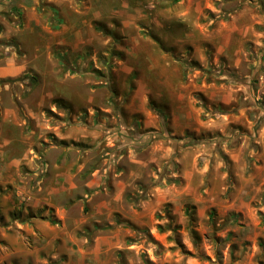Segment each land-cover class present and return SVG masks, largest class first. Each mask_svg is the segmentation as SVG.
Segmentation results:
<instances>
[{"label":"rangeland","instance_id":"obj_1","mask_svg":"<svg viewBox=\"0 0 264 264\" xmlns=\"http://www.w3.org/2000/svg\"><path fill=\"white\" fill-rule=\"evenodd\" d=\"M217 13L223 20L235 13L237 36L243 27L249 38L239 66L197 61L202 69H189L237 89L228 104L235 106V123L187 130L170 153L167 121L155 133L161 141L150 162L151 151H141L117 116L135 83L109 69L125 56L119 29L110 30L114 37L104 34L111 37L107 45L85 48L81 60L72 56L69 64L79 73L65 68L60 46L49 48V59L38 33L8 56L0 39V62L6 56L26 63L0 78V173L6 177L9 163L18 161L14 207L3 195L13 188H0V264H264V0H213L205 15ZM186 51L178 56L186 59ZM91 91L96 110L84 107ZM201 93L193 91L201 118L227 122L226 106ZM75 103L84 106L78 111ZM98 171H109L110 180L87 184ZM119 173L130 182L121 196L112 183Z\"/></svg>","mask_w":264,"mask_h":264},{"label":"crops","instance_id":"obj_2","mask_svg":"<svg viewBox=\"0 0 264 264\" xmlns=\"http://www.w3.org/2000/svg\"><path fill=\"white\" fill-rule=\"evenodd\" d=\"M212 1L0 0V39L6 40V45H10L12 49H15L17 44L22 48L27 43H34L29 36L38 33L40 39L44 41L49 59L51 57L49 48L60 46L69 62L73 61L72 56L81 60L79 56L85 48L90 49L97 44L105 46L110 42L111 37H106L97 28L98 23L107 24L109 30L119 29L127 48L124 58L117 61L119 64L117 66L113 64L112 71L117 74V79L123 77L127 82L132 77L135 78L133 79L135 83L126 100H123L121 106L117 105L119 110L117 116L138 139L141 151H151L147 161L150 162L155 158L154 153L161 141L154 137L155 133L165 130L167 121L173 131V134L171 133L173 137L169 135L170 141H173L169 143L170 153L175 150L174 142L187 130L201 132L216 127L223 128L228 122L235 123V106L229 108L228 104H233L236 100L237 89L233 85L208 83L200 70L194 71L192 75L189 68L186 70L184 59L180 58L183 54L180 53L178 56L179 50H187L185 58L198 61L203 66L219 61L232 69L239 66L245 52V43L249 38L245 36L243 27L238 30L237 36L235 13L228 20L217 19L218 13L215 18H207L205 15L207 4ZM214 11L218 12L216 7ZM12 23H17L18 28L11 25ZM243 26L247 27V31L250 30L249 22ZM236 38L239 40H235ZM6 53L8 56L10 51ZM1 61L3 62H0V78L16 75L26 67L25 61L17 62L14 57L5 56ZM8 69L14 73L7 74ZM195 90H200L202 96L210 103L225 105L226 113L223 117L227 122L217 120L218 118L212 121L203 120L201 118L203 108L198 105L193 94ZM150 100L160 104L158 110L163 115L149 105ZM95 103V95L91 91L84 103L85 106L75 103L77 106L73 105V108L79 111L84 106L96 110ZM114 107L116 108V105ZM101 109L111 111L109 107L101 106ZM79 114H75V117L78 118V123H82L83 121H79ZM82 124L85 125V122ZM100 127L107 130L106 126H98ZM95 132L98 136L104 135L102 130ZM165 133L170 134L167 130ZM9 143L10 141L6 140L3 145ZM17 165L18 161L14 159L9 163L12 172L6 177L0 173V188L6 186L13 188L11 192L9 189V192L3 194L8 207L9 201L12 207L15 204L12 193L15 192L17 185V169L14 172ZM115 175L113 187L121 196L130 182L120 179L118 176L121 173ZM109 180V171L103 174L98 171L90 176L87 184H99L100 181L105 183ZM16 192H20L19 189ZM120 196L117 198L120 199ZM4 211L10 212L9 208H4Z\"/></svg>","mask_w":264,"mask_h":264},{"label":"trees","instance_id":"obj_3","mask_svg":"<svg viewBox=\"0 0 264 264\" xmlns=\"http://www.w3.org/2000/svg\"><path fill=\"white\" fill-rule=\"evenodd\" d=\"M98 27V29L101 31V32H103L105 35H108V36H110L111 34H112V37H114V34H113V32L112 31H110V30H107V29H105L104 27L102 28L100 25H98L97 26ZM110 34V35H109ZM116 38V37H115ZM163 48H165L166 50H170L169 48H166L165 46H163ZM120 54H122V53H120ZM119 54V55H120ZM104 62H105V59L103 58L102 59ZM62 61H63V63H64V65H65V68L67 69V70H71L72 72H79V69H76V68H74V67H71L70 66V64H69V62L65 59V57H62ZM108 63V62H107ZM183 63H184V65H185V68H186V70L190 67V66H192V67H199V68H201L202 66L197 62V61H195V60H193V59H191V60H188V59H184L183 60ZM111 64L112 63H109V69H110V71L112 70V66H111ZM202 69V68H201ZM205 70V69H204ZM94 71H98V70H94ZM207 73H210V74H212V73H214V74H219V75H222V74H226V75H230L228 72H226V71H224V70H205ZM112 72V71H111ZM235 78V77H234ZM202 99H204L203 97H201ZM58 101V100H57ZM58 102H60V101H58ZM60 106V105H59ZM158 110V109H157ZM159 112H160V110H158ZM161 113V115H163L162 114V112H160ZM190 138V137H189ZM191 139H192V137H191Z\"/></svg>","mask_w":264,"mask_h":264},{"label":"built area","instance_id":"obj_4","mask_svg":"<svg viewBox=\"0 0 264 264\" xmlns=\"http://www.w3.org/2000/svg\"><path fill=\"white\" fill-rule=\"evenodd\" d=\"M5 49H6V51L9 52V50L11 49V46L10 45H5Z\"/></svg>","mask_w":264,"mask_h":264}]
</instances>
